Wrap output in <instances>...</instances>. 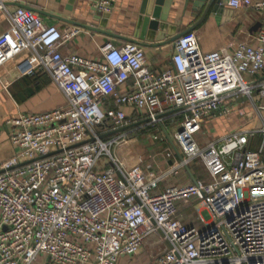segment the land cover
Returning <instances> with one entry per match:
<instances>
[{
  "label": "built area",
  "instance_id": "built-area-1",
  "mask_svg": "<svg viewBox=\"0 0 264 264\" xmlns=\"http://www.w3.org/2000/svg\"><path fill=\"white\" fill-rule=\"evenodd\" d=\"M226 3L264 12V0ZM8 20L0 67L23 54L17 75L48 74L66 101L7 121L16 152L0 162V264H118L144 248L154 264H264V25L255 44L212 52L185 32L171 66L155 70L135 42L108 41L86 58L62 53L60 28L33 10L16 7ZM0 84L10 82L0 74ZM235 106L249 107L244 125L201 142L204 120ZM152 126L174 143L164 172L115 154ZM196 161L209 180L161 186Z\"/></svg>",
  "mask_w": 264,
  "mask_h": 264
},
{
  "label": "crops",
  "instance_id": "crops-1",
  "mask_svg": "<svg viewBox=\"0 0 264 264\" xmlns=\"http://www.w3.org/2000/svg\"><path fill=\"white\" fill-rule=\"evenodd\" d=\"M1 1L5 10H0V35L10 28L8 13L16 7H24L40 15L44 23L54 24L60 28L65 39L61 49L62 53H74L86 58L97 59L101 56L100 46L108 41L114 42L115 45H121L127 42L131 43L133 42L130 41L131 39H136L146 44H152L142 47L148 65L155 70H163L171 66L174 41L170 42L168 39L172 35L181 34L195 26L191 31L196 34L199 49L202 52H212L223 48L231 49L238 42L255 44L256 32L264 25L263 11L255 10L253 7L248 9L231 8L227 5V0L224 2V9L218 15L208 13L202 20L200 18L203 9L195 10L191 3L185 6L183 0H172L174 6L170 8L165 24L158 22L156 27L144 23L141 18L148 16L149 20L153 19L150 14H147L157 6V0H115L110 12L95 8L94 5L98 0ZM165 1L161 0V3ZM160 7L163 8L164 5L161 4ZM143 9H146L145 13L142 12ZM80 23L95 25L102 30L115 33L116 37L77 25ZM256 25L259 26L253 29ZM75 30H79V32L72 35ZM23 58L24 55L19 54L0 67V74L10 82L7 88L0 84V162L10 159L16 152V147H13L10 142L14 127L7 124L8 120L25 113L48 111L63 106L66 101L65 94L60 91L48 74L17 75L14 67L21 63ZM243 107L238 109L235 106L233 112L226 118L218 115L215 118L206 119L202 123V131L198 133L199 140L202 142L206 138L217 139L243 126L246 118L244 113L247 112V107ZM125 110L129 112V110ZM172 120V118L167 119L165 125L168 129L167 132L171 131L170 136L178 127ZM210 124L215 127V132L218 131L219 135L205 136V127ZM150 129L152 128L150 127ZM164 135L165 139L156 134L159 138H152L153 146L147 148L150 145L149 142L144 140V136L137 137V133H135V136L133 135L128 141L117 147L115 154L130 165L138 164L144 169L164 172L168 170L172 161L166 157V153L171 147H174L170 137H167L165 133ZM194 179L205 178L197 176L189 166L181 170L177 176L170 177L161 186L186 184ZM146 243L149 248L151 240H147ZM45 263L46 260L41 259L36 264ZM118 264L154 263L144 248L136 256H121Z\"/></svg>",
  "mask_w": 264,
  "mask_h": 264
},
{
  "label": "water",
  "instance_id": "water-1",
  "mask_svg": "<svg viewBox=\"0 0 264 264\" xmlns=\"http://www.w3.org/2000/svg\"><path fill=\"white\" fill-rule=\"evenodd\" d=\"M184 1V5L187 6L188 3H191V5L193 6V8L195 10H199V9H203V14L202 17L200 18V20H202L208 13H212L215 15H218L219 12H221L224 9V2L225 0H183ZM164 5V7H160V5ZM174 6V2L172 0H166L165 2L161 3V0H157V6H155L151 11L148 12L147 15H151L152 16V20H149V17L147 16L146 18H141V20H144V23L150 24L151 27H156L158 25V22H162L163 24H165V21L167 20V17L169 15L170 12V8ZM146 9H143L142 12L145 13ZM162 11V13H161ZM99 17V15H97ZM199 20V21H200ZM79 26H83L85 28H88L90 30L93 31H99L101 33L107 34L111 37H116V34H112L111 32L102 30L101 28L96 27L95 25H90V24H77ZM259 25H256L253 27V29H256ZM195 27V26H194ZM194 27L188 29L187 31H183L181 34H175L172 35L168 41L172 42L175 41L177 38H179L183 33L191 31V29H193ZM130 41H133L141 46H148V45H152V44H146L144 42H141L139 40L136 39H131ZM113 44H115L114 42H112ZM158 44V43H157ZM242 100V99H241ZM1 131V130H0ZM45 264H49L48 262H46Z\"/></svg>",
  "mask_w": 264,
  "mask_h": 264
},
{
  "label": "rangeland",
  "instance_id": "rangeland-1",
  "mask_svg": "<svg viewBox=\"0 0 264 264\" xmlns=\"http://www.w3.org/2000/svg\"><path fill=\"white\" fill-rule=\"evenodd\" d=\"M247 111H249V107H247ZM223 118L225 117H229V116H222ZM212 118H215V117H212ZM205 121V120H204ZM152 129H150V130H143V129H141V130H139V131H136L135 133H137V137H140V136H144V140L145 141H148L149 142V146H147V148H151L152 146H153V144H151V141H152V136L151 135H153V134H157V135H159L160 137H162V138H164V133L162 132V130L160 129L161 127H151ZM205 136L206 137H214V136H212V135H219V133H218V131H216L215 132V127H213V125H209V126H207V127H205ZM135 133H133V135L135 136ZM169 133H171V131H169ZM132 135V136H133ZM208 135V136H207ZM207 139V138H206ZM209 139V138H208ZM161 142V141H160ZM161 143H163V142H161ZM164 146H166V145H164ZM190 167L192 168V170H194V173L197 175V176H199V177H201V178H205V179H207V180H209L210 178H209V176H208V174H207V172H206V169H205V167H204V165L203 164H201L199 161H196V162H193V163H191L190 164ZM207 177V178H206Z\"/></svg>",
  "mask_w": 264,
  "mask_h": 264
}]
</instances>
